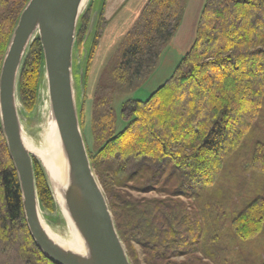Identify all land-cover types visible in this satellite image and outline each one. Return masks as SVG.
Listing matches in <instances>:
<instances>
[{
  "label": "trees",
  "instance_id": "1",
  "mask_svg": "<svg viewBox=\"0 0 264 264\" xmlns=\"http://www.w3.org/2000/svg\"><path fill=\"white\" fill-rule=\"evenodd\" d=\"M93 1L78 25L79 50L89 34ZM27 2L0 0V68ZM185 3L149 0L109 61L110 75L104 74L94 91L95 149H88L89 158L132 264H217L208 232L211 223L206 226L201 215L192 214L180 183L173 188L166 182L158 186V171L175 166L188 181L213 186L225 158L241 145L264 100V0H205L191 48L146 99L123 102L125 127L116 132V92L136 88L148 77L176 34ZM106 26L100 9L83 70L85 88ZM42 67L43 48L37 36L19 80V98L27 111L36 105ZM83 119L82 110V128ZM258 157L257 163H264ZM33 164L41 208L53 212L56 205L45 173L36 159ZM130 190L159 195L134 196ZM232 225L237 237H256L264 225V197L253 198L237 211ZM0 264H55L40 251L28 229L1 123Z\"/></svg>",
  "mask_w": 264,
  "mask_h": 264
},
{
  "label": "water",
  "instance_id": "2",
  "mask_svg": "<svg viewBox=\"0 0 264 264\" xmlns=\"http://www.w3.org/2000/svg\"><path fill=\"white\" fill-rule=\"evenodd\" d=\"M89 0H28L0 68V123L17 172L24 215L40 251L55 264H132L117 231L108 198L91 165L73 87V51ZM95 14L89 27H94ZM43 48L42 79L50 102V130L62 164L51 169L36 152L20 118L19 80L36 39ZM44 173L56 207L76 241L68 245L50 229L40 205L33 160ZM72 241V240H70Z\"/></svg>",
  "mask_w": 264,
  "mask_h": 264
},
{
  "label": "rangeland",
  "instance_id": "3",
  "mask_svg": "<svg viewBox=\"0 0 264 264\" xmlns=\"http://www.w3.org/2000/svg\"><path fill=\"white\" fill-rule=\"evenodd\" d=\"M204 4L205 0H186L179 28L162 50L156 66L148 77L141 81L136 88L116 92L113 100L117 121L116 132L125 127V122L121 117L123 102L127 99H146L173 74L176 66L191 48ZM91 41L92 31L87 35L80 50L76 45L74 46L73 87L79 114L81 115L82 110L84 114V126L82 128L81 124V128L87 149L93 151L95 145L91 134V122L94 91L98 82L103 79V75H110L111 68L109 66L108 69V62L100 76L95 71L91 80L87 82L86 88L84 87L83 70ZM97 65L98 62L95 63V68ZM108 75H105L106 78ZM19 105L20 118L28 140L32 144L42 146L43 136L50 127V102L45 78L40 77L38 97L33 110L27 111L20 98ZM258 155L261 159L264 158V100L256 120L250 126L241 145H238L225 158L222 172L213 186H200L193 181H188L180 174L181 170L175 166L158 171V186L166 182L167 186L173 188L174 184L179 185L180 183L181 189L187 193L182 195V198L190 205L192 214L199 217L201 215L206 226L211 223L208 232L213 238L211 244L217 254V264L264 263V225L261 232L250 239L237 237L232 225V218L237 211L241 210L253 198L264 197V163H260V165L257 163ZM130 192L134 196L159 195L155 191L141 193L130 190ZM43 214L51 230L61 237L68 235V240L72 239L73 235L71 232L68 233L66 222L57 207L53 212L44 210Z\"/></svg>",
  "mask_w": 264,
  "mask_h": 264
},
{
  "label": "crops",
  "instance_id": "4",
  "mask_svg": "<svg viewBox=\"0 0 264 264\" xmlns=\"http://www.w3.org/2000/svg\"><path fill=\"white\" fill-rule=\"evenodd\" d=\"M149 0H94V14L103 9L107 26L100 39L93 60L89 80L96 71L101 75L104 66L111 60L120 44L132 29ZM96 17V16H95ZM98 65L95 68V63Z\"/></svg>",
  "mask_w": 264,
  "mask_h": 264
},
{
  "label": "bare ground",
  "instance_id": "5",
  "mask_svg": "<svg viewBox=\"0 0 264 264\" xmlns=\"http://www.w3.org/2000/svg\"><path fill=\"white\" fill-rule=\"evenodd\" d=\"M54 133L52 132V129L50 130L49 127V131L48 129L46 130V133L43 136V144L42 146L38 147L36 152L39 153L40 157H45L48 165L51 167V169H55L56 167H58L59 165L62 164V157L59 154V147L56 145V142L54 141ZM74 234L72 236V241H68L70 242L68 245H71V243L76 241L74 240ZM72 246V245H71Z\"/></svg>",
  "mask_w": 264,
  "mask_h": 264
}]
</instances>
